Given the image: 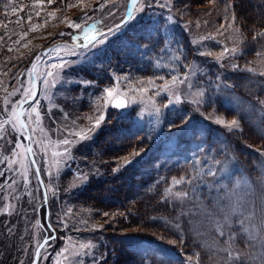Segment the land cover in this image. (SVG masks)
Returning <instances> with one entry per match:
<instances>
[{"label": "rangeland", "instance_id": "rangeland-1", "mask_svg": "<svg viewBox=\"0 0 264 264\" xmlns=\"http://www.w3.org/2000/svg\"><path fill=\"white\" fill-rule=\"evenodd\" d=\"M128 1L60 0L53 6L3 0L0 17L10 25L0 34V98L8 100L7 105L5 100L0 105V121L14 122L12 105L24 100L25 87L33 90L31 68L46 47L64 42V37L82 44L99 30L107 33L124 19ZM142 4L144 0H137V7ZM150 5L141 13L132 8V15L139 18L108 37L103 46L85 50L60 45L35 67L37 94L22 116L32 137L40 180L25 155L23 130L17 135L11 122L3 124L12 141L8 147L15 148L18 138L23 147L8 156L17 171L8 170V160L0 169L11 183L27 167L31 195L21 181L16 191L20 189L22 214L17 220L12 218L16 191L7 186L0 189V202L5 195L4 209L8 206L7 212L0 208V264H32L38 246L48 237L53 239L41 248L37 264H73L65 257L81 250V244L94 245L87 249L92 255L78 258L81 264H99L108 257L102 251L106 232L121 225L112 226L113 222L128 217L137 222L136 217L142 219L151 207L157 212L146 223L149 229L126 231L148 236L127 240L143 257V264H223L226 253L220 249L228 245L227 236L219 235L221 227L237 237L233 255H241L239 264H264V247L260 246L264 242V0H150ZM72 23L81 27H70ZM49 71L54 75L49 76ZM185 73V84L171 86L172 74L183 79ZM166 84L170 90L163 87ZM105 89L112 90L113 96ZM174 92L180 94L179 102L164 107L169 99L175 101ZM116 96L125 98L128 107L113 109L111 100ZM84 105L90 111L85 117L78 115ZM33 107L41 115L39 126L34 123L35 115H28ZM155 109H161L159 118ZM177 109L190 123L170 131L169 121L181 123ZM100 114L105 115L104 123L88 132ZM234 119L239 128L227 127ZM77 132L89 138L80 141L74 135ZM65 137L73 143L59 144ZM65 147L71 158L53 156L64 153ZM93 158L98 159V169ZM136 165H141L140 177L147 182L145 191H134L150 206L143 212L134 210L125 216L121 211L101 209L103 216L98 213L96 218V203H81L89 199L87 194L99 193L98 184L103 181H108L107 188H124L128 181L119 183L118 179ZM209 169L214 177L207 175ZM181 178V184H174ZM3 180L0 177V183ZM153 183L157 185L149 188ZM88 186L94 188L87 191ZM157 190V197L148 200ZM185 191L189 197H174L175 192ZM130 195L119 197L120 202L131 203ZM97 196L95 202L106 197L103 193ZM242 220L247 232L240 225ZM155 223L163 225L162 232L153 229ZM159 238L165 244L157 243L162 241ZM119 239L111 235L106 246L118 248ZM65 248L67 252L57 255Z\"/></svg>", "mask_w": 264, "mask_h": 264}, {"label": "snow or ice", "instance_id": "snow-or-ice-1", "mask_svg": "<svg viewBox=\"0 0 264 264\" xmlns=\"http://www.w3.org/2000/svg\"><path fill=\"white\" fill-rule=\"evenodd\" d=\"M47 2L49 4H51L53 2V0H47ZM131 4H132V8H135L136 12L137 13H141L143 10H144V7L145 5L147 6H151L150 5V0H144V4H142L141 6L137 7V0H131ZM163 6H167V5H163ZM132 8H129L128 10V16L126 18H124L121 23L119 25H117L115 28H110L108 29V32L107 33H99L97 32L96 35H93L92 37H85V39L87 40V43L83 46L85 50L89 49V48H98L100 46H103L106 42H107V38L112 36L113 34H116V33H119L122 29H125L127 26H129L131 23H135V21L139 18V16H133L132 15ZM15 10V9H13ZM38 15V13H37ZM70 27H75L77 29H79L81 26L79 23H72L69 25ZM35 30V29H33ZM92 31H96L95 30V26L93 25L92 26ZM134 47H140V45H134ZM144 47H147V45H144ZM232 51H235V49H233ZM228 50L225 49V53H227ZM87 58V56L85 55V59ZM177 60L180 59V57H176ZM55 67V66H54ZM61 68H64L66 67V65H61L60 66ZM49 76H53L54 73L52 71H49L47 73ZM160 79H163V77H161ZM188 81V74L185 73L183 79H181L180 77L172 74L171 75V86H175L177 85V83L183 85L185 84L186 82ZM85 83H90V82H87L85 81ZM164 88L166 89H169L170 90V87L169 85H164L163 86ZM140 91H143V89H141ZM105 92L106 94L109 96V97H112L113 96V92L112 90L110 89H105ZM10 95H14L13 94H10ZM173 95H175V101H173L172 99H169L168 100V103L164 105V107H169V106H172L174 105L175 103H178L179 100H180V94H177V93H173ZM204 93H200V96L203 97ZM36 96V93L31 89V88H27L25 87L23 89V99L24 100H27L29 97H34ZM22 101H17V103L13 104L12 105V113L11 115L13 117H15V120L14 122L13 121H9V120H3V121H0V140H3L4 138V129H3V124H8L11 122L12 124V132L16 133L17 135H19V132L21 130H25L27 128V125L24 124V123H21L19 117L20 115H22V111L21 112H17V104L21 103ZM4 103L7 105L8 104V100L6 99L4 101ZM113 107H116L118 109H124L126 107H128V105L126 103H121V102H117V103H114L112 105ZM35 115V121L34 123L39 126L40 123H41V115L39 113V111H37L36 108H30L29 110V117H31L32 115ZM161 109H155V112H154V115L157 116V118L160 117L161 115ZM176 114L178 116H180V119H181V123L179 125H176L174 123V121H169V130L171 131V128L173 127H176V128H186L187 127V124L190 123V120H186L184 119V115L181 114V111L179 109H177V112ZM138 115H140V113H138ZM105 121V115L104 114H100L94 121V123L92 124V127L88 129V132H94L95 130L99 129L101 124L104 123ZM217 123H220V124H224L225 122L224 121H221V120H218ZM227 127L229 128H239V122L237 120H232L231 122L227 123L226 124ZM41 132H43V128L40 129ZM33 131H35V129H33ZM72 134V133H70ZM75 137L80 140V141H83V140H86L88 139V135L87 133H83V132H77V133H74ZM25 139H32L31 136H25ZM9 144L12 143L11 140L8 141ZM59 144H62V145H69V144H72L73 141L72 140H69L67 137H65L64 139L58 141ZM0 147H2V145H0ZM23 147V144L22 142L19 140V138L16 140L15 142V148L12 149V153L13 155L16 154V149L18 148H21ZM142 151V150H141ZM140 153L137 152L135 153V155H139ZM25 155H32L34 156L35 154L33 153V150L31 147H27L25 149ZM45 163H47V159H46V152H45ZM61 155H69V158L70 157V149H68L67 147H65V150H64V153H58V152H54L53 153V156H61ZM8 160L7 157L3 158V159H0V164H5V161ZM15 161H12V160H8V164H7V168L8 170L10 171H17V170H14L11 168V164L14 163ZM57 163H59L57 161ZM125 163H131L130 160H125ZM217 163H220L219 161H217ZM36 164V161L35 159H33L32 161V165H35ZM40 171L41 169L40 168H37L36 169V173L35 175L37 177L40 176ZM114 171H117V169H114ZM207 175L209 176H215V173L209 169ZM0 177H3L4 180H3V183H0V189H3L5 186H7L8 188H11L13 192L16 191V188L20 187V184H21V181L23 182V185H24V191L25 192H28V173H27V167H25V170L20 173V176L18 178L14 177L12 180H11V183H9L8 181V178L6 176V172L4 169H0ZM84 180L87 179L86 176H83L82 177ZM183 182V178L179 179V180H175L174 181V184H181ZM13 186H16V187H13ZM40 187H45L43 181H40ZM169 192H171V189L168 190ZM28 195H31L30 192H28ZM190 193L188 191H185V192H175L174 193V197L176 199H184L186 197H189ZM45 202H47V191L45 192ZM13 199H16V200H19V196H13ZM5 212L8 211V206H5ZM104 215H108L107 213H104ZM250 219V218H249ZM227 220H228V216L226 215L225 216V224H227ZM244 221L242 220L240 222V225L242 228H244ZM177 227H179V225H177ZM244 231L247 232L248 229L247 228H244ZM219 235L221 237H224V236H227V239L225 240V244L228 245V247H225V248H221L220 250L225 252L226 253V259H224L223 261V264H232L233 261H236L239 262L241 261L242 257L240 254H236V255H233V250H234V241L236 240V235L234 233H232L231 231H229L228 233H226L224 230H223V227H221L220 231H219ZM48 239H53V237H48L47 239H45V243L43 245H41L40 247L43 248L45 245H47V242H48ZM261 247H264V242H262L260 244ZM253 247H255V245H253ZM88 248H94V245H91V244H88V245H83L81 244L80 245V249L81 250H78L76 251L73 255L71 256H66L65 259L66 260H69V261H72L73 264H81V262L78 260V258L80 256H85V255H92V253L88 252L87 249ZM68 249L65 248V249H62L60 253H57V255H63L65 252H67ZM40 257V252L39 250H37V253H36V258L33 259V262L32 264H37L38 262V259ZM250 258H254V257H250Z\"/></svg>", "mask_w": 264, "mask_h": 264}, {"label": "trees", "instance_id": "trees-1", "mask_svg": "<svg viewBox=\"0 0 264 264\" xmlns=\"http://www.w3.org/2000/svg\"><path fill=\"white\" fill-rule=\"evenodd\" d=\"M3 0H0V3L2 2ZM42 2V3H48L47 0H18V2H25V3H32V2ZM127 1V0H126ZM178 3H180L182 0H176ZM188 3V2H187ZM20 5H22L23 7L24 6H27V5H23L22 3H19ZM53 6H57L60 4V0H53L52 2ZM53 6H49V8L53 7ZM188 6V5H187ZM188 8H191V6H188ZM52 9H47V11H51ZM7 15V14H6ZM95 23L97 24L98 26V29H101V25L98 21V19H96ZM9 21L6 20V18H1L0 17V34L3 32H6L8 29H9ZM106 30V29H105ZM103 30H99L97 32H102ZM97 34V33H96ZM66 37L63 38L62 41H67L68 43H72V44H75L74 42H70L68 41V37L67 39ZM3 49V48H2ZM9 92L11 90H8ZM5 99H2L0 98V105L2 104V102L4 101ZM18 106V105H17ZM2 108V106H0V109ZM5 109V107H4ZM78 115H82V116H86L87 114L90 113L89 111V108H85V105L84 107L81 106L79 111H78ZM8 139H9V134H8V127L7 129L4 131V138L3 140H0V145H2V147H0V156L1 157H7L11 154V150L12 148L11 147H8L9 143H8ZM133 145H136L138 146V144H133ZM132 145V146H133ZM241 152L244 150L242 147L238 146L237 147ZM32 150L34 152V147L32 145ZM245 154V153H244ZM244 154H239L240 157L244 160V163H245V157H244ZM35 158V156H34ZM36 160V158H35ZM93 160L95 161V163L98 165L97 166V169H98V166H99V162H98V159L97 158H93ZM29 161V160H28ZM151 161V160H150ZM150 161H148L147 163H149ZM30 163V162H29ZM30 165L32 166V164L30 163ZM129 171H132V172H129ZM128 173H124L123 175L124 176H121L118 180L120 181H117L119 183H121L122 181H124V179L126 181H128V185L126 186H123L124 188L122 189H118L117 187L113 189H110V188H107L109 187V183L108 181H103L101 183H99V187L102 188L101 191H99V193H103L104 196H106L104 198V201L101 202V201H96L95 202V195H98L99 196V193H96V194H93V195H90V194H87L89 196V199H84L81 201L82 204H95L96 203V206L94 207V209L96 208V210L98 211L95 216L96 218L100 217V214H102L103 216V213L101 211V209H103L104 211L107 210V211H121L123 213H126L125 216H128V214H132V212H134V210H136L137 212L138 211H141L143 212L144 209H147V206L150 207L148 204H144L143 202H145L142 198H140L139 196H142L140 193H135L134 191L137 190L136 192H139V191H145L143 186L144 184H147V182L142 179L140 177V171H141V165H136L134 166V170H129ZM14 177H12L13 179ZM11 179V180H12ZM157 183V182H156ZM156 183H153L149 186V188H153L155 187L157 184ZM156 184V185H155ZM94 187H87V191L92 189ZM148 188V189H149ZM19 190L18 189L14 195H12V198L13 196H18L19 194ZM86 191V192H87ZM108 191V192H107ZM134 192L135 196H131L130 194ZM157 192H154L152 195L148 196V200L150 199H155L157 197ZM126 194L127 195H130V200H131V203H129V201H127V203H124V202H120V198L122 197V195H124V199L126 198ZM5 195H3L1 197V202H0V208L1 209H4V204H5V201H6V197H4ZM120 197V198H119ZM128 200V198L126 199ZM99 202V203H98ZM101 204V205H100ZM97 206L99 207V209L97 208ZM44 207H42L43 209ZM157 212L156 209H152V207L150 209H147L144 214H143V217L142 219H139V217H136L138 219L137 222H135V220L133 218H129L128 219H123L122 221H116L115 219V223L113 222V225L112 226H115L116 223H121V225H119V227L116 229L119 230L117 231L115 228L112 229V231H107V235H106V241H105V244H104V249H102V251L104 252L107 251L108 252V257L107 259H102L101 260V263L99 264H120V262H126V264H143V260L141 258H143L142 256L139 257V254L136 253L137 251L134 250V248L132 247L131 243L129 244L127 242V240L131 237H134V238H146L148 236L146 235H143V234H140L138 232H126L127 230H129V228H134V226L136 227V230L140 231L141 230V227H144V228H148L147 224L148 221H150V218L152 216L153 213ZM22 212H21V207H20V201L17 200V207L14 208V212L12 214V218L13 219H20L21 218V215ZM157 216V215H156ZM44 217V216H43ZM42 217V218H43ZM157 218V217H156ZM44 221H45V218H44ZM99 221H102V218L99 220ZM45 224H46V221H45ZM153 226V229L157 230V231H160L162 232L163 229L161 227H163V225L161 223H155V224H152ZM51 226L53 227L54 225L51 224ZM138 228V229H137ZM149 229V228H148ZM122 231V232H120ZM134 233H138V234H134ZM111 235H115L116 237L120 238L118 241H119V247L118 248H114V249H111L109 248L108 246H106V243L108 241V238L111 236ZM117 235H120V236H117ZM129 237V238H128ZM148 239V238H147ZM159 239H162V238H159ZM151 240V239H149ZM2 243L5 242V240H2ZM152 241H155V240H152ZM157 242V241H155ZM157 243L159 244H165L164 243V240L162 239V241H158ZM13 249V247H11V250ZM0 251H1V246H0ZM9 251V250H8ZM12 252V251H11ZM125 255V256H123ZM15 254L13 255L14 259H15ZM117 262V263H116Z\"/></svg>", "mask_w": 264, "mask_h": 264}, {"label": "water", "instance_id": "water-1", "mask_svg": "<svg viewBox=\"0 0 264 264\" xmlns=\"http://www.w3.org/2000/svg\"><path fill=\"white\" fill-rule=\"evenodd\" d=\"M129 8H132L131 0H129V2H128L127 10H126V13H125V15H124V18H126V17L128 16V10H129ZM60 45L67 46V47H70V48H73V49H80V48H84L83 46H84L85 44H82V45H72V44H69V43H67V42H66V43H65V42L55 43V44H52V45H50V46H48V47H46V48L44 49L41 58H42L43 56H45V55H46L51 49H53V48H55V47H57V46H60ZM41 58H39V59L33 64L32 68H31L32 88H33V91H34L36 94H37V83H36L35 78H34V69H35L36 65L38 64V62L41 60ZM34 98H35V96H34V97H31V98H28L27 100L22 101V102L19 104V106L17 107V112L19 113V112L22 111V113H23V112H24V106H25L26 104H29L30 102H32ZM117 102H121V103H126V104H127V101H126L125 98H123V97H121V96H116L115 98H113V99L111 100V107H112L113 109H115V110H123V109H118V108L112 106L114 103H117ZM19 119H20L21 123H24L22 115H20ZM24 124H25V123H24ZM24 132H25V136H29V133H28L27 128L24 130ZM25 142H26V148H27V147H31V145H30V139H25ZM28 158H29L30 162L32 163V161H33V156H32V155H28ZM33 167H34V169H35V171H36V169H37L36 164L33 165ZM38 178H39V177H38ZM42 191H43V196L45 197V191H44V188H43V187H42ZM44 199H45V198H44ZM44 243H45V239L42 240V242H41L40 245L38 246L37 250L40 251V249H41L40 246L43 245ZM37 250H36V252H35V256H34V258H36Z\"/></svg>", "mask_w": 264, "mask_h": 264}, {"label": "bare ground", "instance_id": "bare-ground-1", "mask_svg": "<svg viewBox=\"0 0 264 264\" xmlns=\"http://www.w3.org/2000/svg\"><path fill=\"white\" fill-rule=\"evenodd\" d=\"M85 75V74H84ZM34 158V157H33ZM98 197V196H97ZM99 203V202H98ZM101 205V204H100ZM135 227V226H134ZM137 227V226H136ZM211 228V227H210ZM147 229V228H146ZM154 233V232H153ZM240 246V245H239ZM123 256H125V255H123ZM191 257V256H190ZM253 259V258H252ZM117 263V262H116Z\"/></svg>", "mask_w": 264, "mask_h": 264}]
</instances>
